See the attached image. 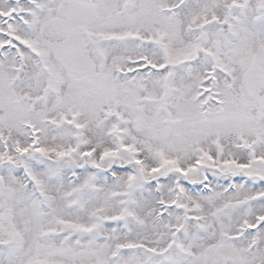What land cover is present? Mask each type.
<instances>
[{
	"label": "snow or ice",
	"instance_id": "6c2138e0",
	"mask_svg": "<svg viewBox=\"0 0 264 264\" xmlns=\"http://www.w3.org/2000/svg\"><path fill=\"white\" fill-rule=\"evenodd\" d=\"M0 264H264V0H0Z\"/></svg>",
	"mask_w": 264,
	"mask_h": 264
}]
</instances>
